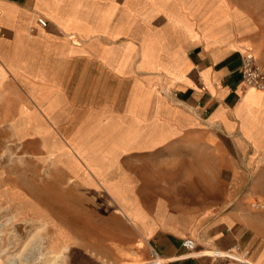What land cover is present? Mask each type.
I'll return each mask as SVG.
<instances>
[{
  "label": "crops",
  "instance_id": "0c3cea01",
  "mask_svg": "<svg viewBox=\"0 0 264 264\" xmlns=\"http://www.w3.org/2000/svg\"><path fill=\"white\" fill-rule=\"evenodd\" d=\"M248 53L264 70L262 25L236 0H0V145L32 142L82 180L16 186L48 206L52 257L264 264V90L242 81Z\"/></svg>",
  "mask_w": 264,
  "mask_h": 264
},
{
  "label": "rangeland",
  "instance_id": "374dc122",
  "mask_svg": "<svg viewBox=\"0 0 264 264\" xmlns=\"http://www.w3.org/2000/svg\"><path fill=\"white\" fill-rule=\"evenodd\" d=\"M236 2L250 9L260 20L264 46V0ZM34 152L36 146L32 142L25 145L14 140L11 144L0 145V254H26L25 264H62L64 260L52 257L50 252V224L41 223V220H47L44 217H49L48 206L42 202L36 203L33 193L19 191L16 186L22 184L25 189L53 183L66 186L82 184V180L71 179L62 175L61 171L51 172L52 162L34 159L31 156ZM3 184H9L13 191L9 189V185ZM202 211L203 216H212L222 215L226 209ZM37 213L39 215H35Z\"/></svg>",
  "mask_w": 264,
  "mask_h": 264
},
{
  "label": "built area",
  "instance_id": "2783aa9c",
  "mask_svg": "<svg viewBox=\"0 0 264 264\" xmlns=\"http://www.w3.org/2000/svg\"><path fill=\"white\" fill-rule=\"evenodd\" d=\"M37 23L41 27L46 26V21L43 18H37ZM241 78L246 86L264 90V70L254 64L252 54H245L242 59ZM261 205L255 204L254 208H260ZM182 246L187 250H192L196 246V241L192 238H186L182 241ZM211 256H223L218 250H208ZM142 264H167L161 259L154 248H150V259Z\"/></svg>",
  "mask_w": 264,
  "mask_h": 264
},
{
  "label": "bare ground",
  "instance_id": "6f19581e",
  "mask_svg": "<svg viewBox=\"0 0 264 264\" xmlns=\"http://www.w3.org/2000/svg\"><path fill=\"white\" fill-rule=\"evenodd\" d=\"M207 254H209L208 251H205ZM220 254L226 255L224 252H220Z\"/></svg>",
  "mask_w": 264,
  "mask_h": 264
}]
</instances>
